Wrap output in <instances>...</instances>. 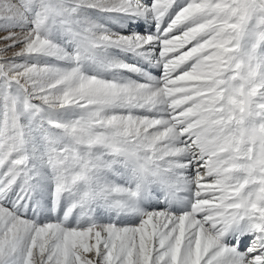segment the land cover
<instances>
[{"label": "snow or ice", "instance_id": "snow-or-ice-1", "mask_svg": "<svg viewBox=\"0 0 264 264\" xmlns=\"http://www.w3.org/2000/svg\"><path fill=\"white\" fill-rule=\"evenodd\" d=\"M0 264H264V0H0Z\"/></svg>", "mask_w": 264, "mask_h": 264}]
</instances>
